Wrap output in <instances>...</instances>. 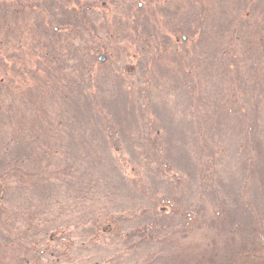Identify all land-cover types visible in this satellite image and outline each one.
Instances as JSON below:
<instances>
[{"label":"rangeland","instance_id":"374dc122","mask_svg":"<svg viewBox=\"0 0 264 264\" xmlns=\"http://www.w3.org/2000/svg\"><path fill=\"white\" fill-rule=\"evenodd\" d=\"M79 1L87 4L82 36L92 35L96 67L71 87L120 128L113 137L102 124L74 122V107L62 99L26 110L20 124L10 119L20 136L0 139V160L21 147L29 156L22 185L12 178L0 196L19 229L11 232L18 239L9 246L10 264H192L200 254L206 261L229 250L237 237L217 211L239 210L247 219L264 211V28L260 43L245 40L241 50L243 37L233 36V44L229 36L242 15L238 0H128L127 18L115 0ZM5 2L0 24L17 28L22 18L13 0ZM66 2L82 13L74 0ZM247 9L256 12L255 4ZM118 12L127 30L119 28ZM40 14L50 18V11ZM40 14L33 10L27 25ZM74 34L71 47L85 43ZM232 53L242 57L236 66L243 90L234 88ZM233 90L243 105L236 101L235 111L223 104ZM5 96L8 105H20ZM156 155L169 166L159 167ZM162 197L194 216L172 214ZM29 214L36 226L24 232ZM110 214L116 223L104 220ZM153 219L166 222L165 240L154 251L128 247L126 231ZM96 220H104L105 231L94 236ZM33 242L42 250H31Z\"/></svg>","mask_w":264,"mask_h":264},{"label":"trees","instance_id":"16d2710c","mask_svg":"<svg viewBox=\"0 0 264 264\" xmlns=\"http://www.w3.org/2000/svg\"><path fill=\"white\" fill-rule=\"evenodd\" d=\"M60 1L62 2L57 3L54 0H13L15 11L18 12L19 18H22L18 27L13 26L14 29L12 27L4 28L3 22L0 24V93L6 94V99L12 95L11 98L16 97L21 100L20 105L13 106L10 102L8 105L0 97V139H4L7 134L14 136L12 139L18 138L17 135L20 136L17 134V130H11L12 128L7 125L12 117L17 124H20L23 122L26 110L31 109L33 112L35 109L40 108L41 102L44 105L43 108H45L47 102H61L60 99L67 105L70 101L69 105L74 107V122L88 125L102 124L104 127H101L102 131H109V135H113V137L116 136L114 133L120 128L119 124L116 125L113 120L110 121L108 113H104L102 108L92 101L90 95L80 96L71 87L73 85L71 80L75 76L77 78L84 76L85 68L91 70V68L96 67V60L89 46L92 35L90 40L85 37L87 28L85 31L84 26L87 18L89 19L85 15L87 4L74 0L76 5L82 9V13H80L77 8L69 7L66 0ZM115 1L120 8V13L126 15L127 18L129 13L128 0ZM238 3H240L242 15L239 19H233V28L229 36L232 37L233 44L235 41L233 36L243 37L240 43V49L243 50V45L247 44L244 43L245 40L246 42L248 40L249 42L257 41L260 43L261 31L264 28V0H238ZM252 4H255L256 12H250V14L247 6ZM2 6L4 12H6L8 6L5 0ZM33 10H36L39 14L42 13L44 17L47 11H50V18H43L40 14V21L28 26L27 22L29 21L27 18ZM120 13H117L121 23L118 26L123 30H127L126 18L124 17L125 20H123ZM238 24L241 27H238ZM115 25L117 27V23ZM134 26V29H136L137 25L134 24ZM74 30L80 32L81 36L79 37L85 39V43H78L82 49H79V46L71 47L69 36H76ZM146 31L150 30L147 29ZM182 31H185L184 28ZM84 33L85 35L82 36ZM128 39L126 38L127 41ZM64 46H66V49L62 48ZM241 58L238 54L232 53L228 66H232L233 68H229L230 71L239 77L238 80H234V88L237 90H243L241 78L237 71L238 67L236 66L240 64ZM242 67L245 69L244 65ZM19 94L22 97L27 95L28 99H22ZM237 95L239 93L236 90L228 94L223 101L224 106L235 111L234 104L237 101L239 108H242V101L238 100ZM54 96L57 99H54ZM68 98L69 100H67ZM64 110L62 109L61 112L60 110L55 111H57L56 113H64ZM4 111H13V113H4ZM19 138L21 139V137ZM21 140L23 141V138ZM118 144L114 145V151L118 148ZM149 144L150 147H154L152 141ZM14 150L16 153L11 158L7 153L2 155L6 159L8 158L7 161L0 160V196L7 192L10 179L15 178L19 185H22L21 182L25 179L26 171L23 165L26 164V158L29 156H26L24 153L26 150L23 147L20 150ZM153 157L158 159L159 167L169 166L166 161L158 158L159 155ZM66 172L67 168H62L61 173ZM42 175L47 182L49 176L45 173H42ZM161 202L171 207L172 214H180L181 217H187V219L194 216L191 211H180L178 206L171 203L166 197H162ZM163 208H165L164 205ZM9 214L10 209L2 202L0 197V239L7 244H0V264H10L9 246L18 239L13 236L16 233L11 235L12 231L18 233L19 229H16L14 219L12 221ZM217 215L221 218L223 225L237 237L236 245L221 254L209 255L206 261L204 259L205 254H200L192 264H264V211L250 213L248 219L239 210L232 212L221 209L217 211ZM107 216L104 219L106 222L110 224L115 222V215L110 214ZM177 216L181 218L179 215ZM31 217L32 215L29 214L23 220L26 223L23 229L24 232L36 226L32 223ZM103 222L99 223L96 220L92 223L93 228L90 231L94 236L105 231L104 226H102ZM165 227L166 222L153 219L130 228L126 231V236L130 237L127 240L128 247L136 248L146 244L154 251L160 242L165 240ZM4 229H7V232ZM20 231L22 234L23 231L21 229ZM65 236L69 237L67 234ZM38 246L37 242H33L30 244V249L42 250L41 247L38 249ZM12 258H14V255H12ZM168 259L171 261L170 256Z\"/></svg>","mask_w":264,"mask_h":264},{"label":"water","instance_id":"95a60500","mask_svg":"<svg viewBox=\"0 0 264 264\" xmlns=\"http://www.w3.org/2000/svg\"><path fill=\"white\" fill-rule=\"evenodd\" d=\"M99 59H100L101 61H103V60H104V57L101 55V56L99 57Z\"/></svg>","mask_w":264,"mask_h":264}]
</instances>
